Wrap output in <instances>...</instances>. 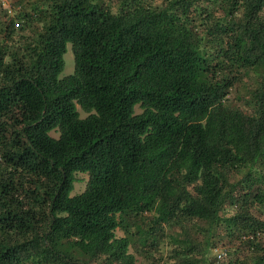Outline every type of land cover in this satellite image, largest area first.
Returning a JSON list of instances; mask_svg holds the SVG:
<instances>
[{
	"label": "trees",
	"instance_id": "1",
	"mask_svg": "<svg viewBox=\"0 0 264 264\" xmlns=\"http://www.w3.org/2000/svg\"><path fill=\"white\" fill-rule=\"evenodd\" d=\"M6 1L0 264H264V0Z\"/></svg>",
	"mask_w": 264,
	"mask_h": 264
},
{
	"label": "rangeland",
	"instance_id": "2",
	"mask_svg": "<svg viewBox=\"0 0 264 264\" xmlns=\"http://www.w3.org/2000/svg\"><path fill=\"white\" fill-rule=\"evenodd\" d=\"M5 2H7L6 0H4ZM25 34H29V33H25ZM64 59H65V62H66V67H65V70L63 71V73L60 75V78H64V77H67L69 75H72L74 73V69H75V59H74V54H73V50H72V45L69 44L68 45V50H67V53L65 54L64 56ZM236 97L235 94H232L231 95V99L234 100L233 102L235 104H238L239 101H236L237 99H234ZM244 108H246L244 105H242ZM241 107V106H240ZM83 116H85L83 114ZM54 136H58V135H55ZM78 179H80L81 181L77 182L75 184V191L73 193V195L77 194V193H81L84 191L85 187H86V183L88 181V176L84 175V174H78L77 175ZM119 235H121V233H119ZM216 253L215 251L213 252V256H212V259L213 260H216Z\"/></svg>",
	"mask_w": 264,
	"mask_h": 264
},
{
	"label": "built area",
	"instance_id": "3",
	"mask_svg": "<svg viewBox=\"0 0 264 264\" xmlns=\"http://www.w3.org/2000/svg\"><path fill=\"white\" fill-rule=\"evenodd\" d=\"M215 253H216V257H217L218 260H222L223 259L224 254H223L222 251H215Z\"/></svg>",
	"mask_w": 264,
	"mask_h": 264
}]
</instances>
